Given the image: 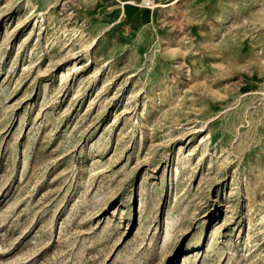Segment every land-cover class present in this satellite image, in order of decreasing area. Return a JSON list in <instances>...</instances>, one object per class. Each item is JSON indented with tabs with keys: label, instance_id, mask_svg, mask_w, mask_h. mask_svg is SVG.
<instances>
[{
	"label": "rangeland",
	"instance_id": "1",
	"mask_svg": "<svg viewBox=\"0 0 264 264\" xmlns=\"http://www.w3.org/2000/svg\"><path fill=\"white\" fill-rule=\"evenodd\" d=\"M0 264H264V0H0Z\"/></svg>",
	"mask_w": 264,
	"mask_h": 264
}]
</instances>
